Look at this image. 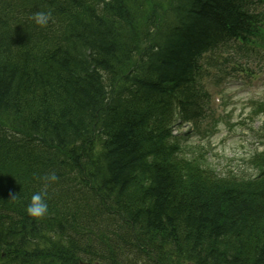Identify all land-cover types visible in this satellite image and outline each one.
I'll use <instances>...</instances> for the list:
<instances>
[{"label": "trees", "instance_id": "obj_1", "mask_svg": "<svg viewBox=\"0 0 264 264\" xmlns=\"http://www.w3.org/2000/svg\"><path fill=\"white\" fill-rule=\"evenodd\" d=\"M169 1L0 0V264L96 263L99 222L131 244L101 264H264V151L253 177L219 176L177 134L217 50L257 51L264 0ZM51 173L48 212L31 217Z\"/></svg>", "mask_w": 264, "mask_h": 264}, {"label": "rangeland", "instance_id": "obj_2", "mask_svg": "<svg viewBox=\"0 0 264 264\" xmlns=\"http://www.w3.org/2000/svg\"><path fill=\"white\" fill-rule=\"evenodd\" d=\"M260 40L258 46L264 55V36ZM215 78L212 80V116L198 135L189 136V126L180 129L187 139L180 145V150L187 160L205 167L211 165L223 172L253 177L256 173L254 166H250L253 154L261 153L264 148V73L260 72L249 83L232 76L218 81ZM44 242L50 244L45 238L39 245L44 247ZM159 262L190 264L169 257L163 263L162 260Z\"/></svg>", "mask_w": 264, "mask_h": 264}, {"label": "bare ground", "instance_id": "obj_3", "mask_svg": "<svg viewBox=\"0 0 264 264\" xmlns=\"http://www.w3.org/2000/svg\"><path fill=\"white\" fill-rule=\"evenodd\" d=\"M173 4V0L169 1L167 3L168 6H171ZM229 35V34H228ZM226 35V38H229V36ZM237 39H241L242 41H245L246 37H238ZM247 45L243 44V48L241 49H236L233 48L232 46L226 45V46H221L218 50L217 53H215V57L217 58L218 61H220V65L222 70L215 74L213 78H207L206 76H200L198 79H195V83L191 86L193 89V93L196 94V105L192 109V115L190 116L191 119H195L194 121H179V127L180 129L185 126H189L191 128L189 136H193V134H200L201 129L207 125L208 123V118L210 114L213 111V99H212V80L215 78V81H218L220 78H226L228 75H231L233 78H239L240 80H249L250 77L248 75V69L244 66H242L241 62L239 65L236 66V70L231 69L227 59L225 58L226 54L228 53H233L236 56L242 57L246 59L247 57H255L258 56L259 51H254L252 49H249L246 51V54L244 52V48H246ZM199 107V111H197V108ZM183 136V135H182ZM187 139L184 138L183 140L181 139L180 145L184 144V142ZM200 167L206 169L207 171L219 175V176H226L227 174H232L231 171H225L223 172L222 170L214 166H209L206 165L203 166V164H198ZM100 227H105L101 222H99L94 230H92L89 234L93 235L94 237L89 241L88 244H85V250L86 253H93L94 257L96 259V263L93 262V264H101L99 262L100 255H103L104 253L112 252L115 248L114 253L116 252L117 248H122V249H129L131 247L130 240L128 239V236L125 235L123 232L121 236H118L115 234L114 231L115 228H100ZM99 228L102 231H99ZM129 241V242H128ZM115 243V245L113 244ZM86 245L88 246V249H86ZM92 250V251H91ZM64 257L65 258H71L74 259V253H67L63 249ZM88 251V252H87ZM113 253V254H114ZM81 254V253H80ZM79 255V254H77ZM75 254V256H77ZM88 257H84V255H80L76 258V263H85L88 262ZM132 260H135V257H131ZM75 263V264H76Z\"/></svg>", "mask_w": 264, "mask_h": 264}, {"label": "clouds", "instance_id": "obj_4", "mask_svg": "<svg viewBox=\"0 0 264 264\" xmlns=\"http://www.w3.org/2000/svg\"><path fill=\"white\" fill-rule=\"evenodd\" d=\"M35 23L41 27H45L48 25L50 21V13L38 12L33 17ZM46 183L43 186V190L39 192H35L30 199V202L26 208L27 214L34 218H41L45 216L48 212V204L46 202V197L48 195L47 189L50 183L55 182L58 177L55 173H51L46 175L43 178ZM13 196L12 198H15Z\"/></svg>", "mask_w": 264, "mask_h": 264}]
</instances>
